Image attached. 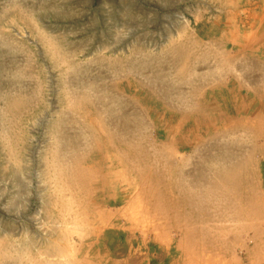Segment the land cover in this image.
Segmentation results:
<instances>
[{
  "label": "rangeland",
  "instance_id": "1",
  "mask_svg": "<svg viewBox=\"0 0 264 264\" xmlns=\"http://www.w3.org/2000/svg\"><path fill=\"white\" fill-rule=\"evenodd\" d=\"M178 44L186 59L177 68ZM90 84L114 109L112 129L127 118V140L141 141L160 173L156 201L174 202L192 182L205 186L226 156L250 155L219 148H264L231 123L264 108V0H0V264H264V218L162 215L148 184L98 152L94 120L79 107ZM75 158L93 172L79 185ZM246 162L264 191V160Z\"/></svg>",
  "mask_w": 264,
  "mask_h": 264
},
{
  "label": "bare ground",
  "instance_id": "2",
  "mask_svg": "<svg viewBox=\"0 0 264 264\" xmlns=\"http://www.w3.org/2000/svg\"><path fill=\"white\" fill-rule=\"evenodd\" d=\"M178 45H180V44H178ZM187 46V45H186ZM185 49V48H184ZM188 49V48H187ZM190 49V48H189ZM193 49V48H192ZM171 51H172V53L174 54V55H172L173 56V58H172V60H173V64L175 65V66H177V68H178V66H179V63L181 62V59H182V56H185V50H183V48L181 47V45L180 46H177V47H175V48H172L171 49ZM187 51V50H186ZM139 52V51H138ZM187 52H189V51H187ZM190 55V54H189ZM193 55V54H192ZM148 57H149V55H147ZM194 56V55H193ZM191 57V56H190ZM187 58H189V56L187 57ZM149 58H147V60H148ZM151 59V58H150ZM185 59H186V56H185ZM184 59V60H185ZM103 60V59H102ZM191 60V59H190ZM195 60V59H194ZM146 61V60H145ZM187 61H188V59H187ZM109 62V64L111 65V67H113L114 69H118V64H119V61L118 60H114V61H108ZM144 62V61H143ZM145 63V62H144ZM147 63V62H146ZM189 63V62H188ZM190 63H192V62H190ZM190 63H189V65H190ZM184 64V63H183ZM183 64H180V65H183ZM187 64V63H186ZM194 64V63H193ZM146 65H149V63L148 64H144V65H142L141 67H146ZM174 68H176V67H174ZM181 68V67H180ZM187 68H189V67H187ZM175 70H177V73L179 72V75H180V73L182 72L180 69H175ZM183 70H184V67H183ZM185 70H186V68H185ZM188 71V70H187ZM186 71V72H187ZM190 71V70H189ZM186 73H184L183 75H185ZM190 73H188V75H189ZM180 77H182L181 75H180ZM188 78V77H187ZM186 78V79H187ZM186 79H184V80H186ZM84 86H86V85H84ZM89 88L88 89V92H89V90H91V91H93L94 92V100L96 101V104H95V101L94 100H92L93 98H90V96H89V93L88 92H83V94L81 93V95H80V97H81V100H82V104H81V102H79V104H81L82 105V107H81V105L79 106L80 108H81V110L80 111H82V115H83V118L84 119H87L88 117L89 118H91L90 120H91V123L93 122V120H94V122L92 123L93 125V129H94V131L96 130L97 131V135L99 136V141H98V143L96 144V146H95V139L93 140V141H95L94 143L93 142H91V144L93 143L94 144V146L95 147H97V150H98V152H100L101 153V151L100 150H104L106 153V157H107V159H110V161L112 162V163H116L117 165H119V166H128L131 170V172H132V174L135 176L134 177V179H135V181H137L138 183H142V184H144V186L145 185H147L148 184V189L146 190L145 189V191L147 192V194L151 197V199H153V201L155 200H157L156 198H157V196H159L160 197V199H162V197H161V193L162 192H160V190H157L156 189V185L158 186V184H159V182L162 180V177H161V175H160V173L158 174L157 172H156V170L153 168V166L150 164V163H148L147 162V153H146V149H145V147H143L144 145H142L139 141L138 142H133V141H131V140H127L128 139V137H126V133H127V135L129 134L128 132H130V131H132V130H130L132 127V125L130 124V122L127 120V118H126V120L123 122V124H122V128H119L118 126H116L114 129H112V127H111V125H110V123H108L107 121H106V119H109V120H113L114 118H115V114H114V109H112L111 107H108L109 106V103L107 102H105L104 101V98L101 96V95H99V93H98V89H96V88H94V85H88V86H86L85 88ZM78 88V87H77ZM82 88H83V86H82ZM104 88H107V85L106 86H104ZM76 90V89H75ZM87 91V90H86ZM75 92V91H74ZM98 93V94H97ZM66 94V93H65ZM68 95V94H67ZM67 97H69V96H67ZM66 97V98H67ZM67 100V99H66ZM78 101H80V100H78L77 99V102ZM12 102V101H11ZM15 103H17L16 101H14ZM10 104V103H9ZM11 104H13V103H11ZM18 104V103H17ZM13 105H15V104H13ZM20 105V104H19ZM106 105V109H104L105 106ZM77 106V105H76ZM8 107H9V105H8ZM13 107V106H12ZM78 107V106H77ZM14 108V107H13ZM16 109V108H15ZM9 110H11V109H9ZM8 110V111H9ZM14 111V110H13ZM71 111H72V109H71ZM123 111V114L124 113H126V112H124V110H122ZM74 112H76V111H74ZM78 115H81V113L80 114H78ZM90 116H92V117H90ZM82 117V116H81ZM83 119V120H84ZM89 120V119H88ZM85 121V120H84ZM139 122H141L142 124H143V120H138ZM83 122V121H82ZM89 122V121H88ZM87 122V123H88ZM135 122H137V121H135ZM86 123V124H87ZM90 123V124H91ZM111 123H113V122H111ZM113 125H115L114 123H113ZM112 125V126H113ZM83 126V125H82ZM89 127V126H88ZM88 127H86V129L88 128ZM84 128V127H83ZM90 128H91V126H90ZM89 128V129H90ZM139 128V127H138ZM89 129H88V131H89ZM93 129H91V130H93ZM120 129H122V130H124V131H121V133H119V131H120ZM140 129V128H139ZM143 129V128H142ZM142 129L140 130V132L142 131ZM90 130V131H91ZM133 130H135V129H133ZM92 132V131H91ZM143 132H141V134H142ZM90 134H94V132L93 133H90ZM136 134H140V133H136ZM59 136V135H58ZM63 136V135H62ZM62 136H59V137H62ZM90 136V135H89ZM95 136V135H94ZM137 136V135H136ZM58 137V138H59ZM97 137V136H96ZM139 137H141V136H139ZM143 137V136H142ZM145 137V136H144ZM131 138V137H130ZM61 139H63V138H61ZM69 139V138H68ZM91 139V138H90ZM93 139V138H92ZM143 139V138H142ZM66 140V139H65ZM72 140V139H71ZM80 140V139H79ZM140 140V139H139ZM67 141V140H66ZM78 141V140H77ZM56 142V141H55ZM72 143V142H71ZM73 143H76V142H73ZM63 144V143H62ZM61 144V146H65V143H64V145H62ZM67 144V143H66ZM57 145H58V143H57ZM60 145V144H59ZM72 145V144H71ZM121 146L123 147V148H121ZM57 147V146H56ZM80 147V146H79ZM94 147V148H95ZM60 148V147H59ZM62 148V147H61ZM60 148V149H61ZM64 148H66V147H64ZM163 149V148H162ZM62 150H64V149H62ZM73 150V149H72ZM77 150V152H79L78 151V148L76 149ZM84 150V149H83ZM87 150V149H86ZM90 150V149H89ZM65 151V150H64ZM64 151H63V153H64ZM71 151V150H70ZM56 152V151H55ZM67 152V151H66ZM75 153H76V151H74ZM112 152H116L117 154L116 155H112ZM69 153V152H68ZM80 153H82L81 151H80ZM71 154V153H70ZM77 154V153H76ZM83 154H84V151H83ZM83 154H80L81 156L83 155ZM104 154V153H103ZM173 154V153H172ZM175 154V153H174ZM56 155V154H55ZM59 155V154H58ZM63 155H65V153L63 154ZM62 155V156H63ZM69 155V154H68ZM72 155H73V152H72ZM79 155V156H80ZM75 156V155H74ZM78 156V155H77ZM78 156V157H79ZM58 157V156H57ZM56 157V158H57ZM97 157V161H95V163H97L99 166H101V164L103 163V161L105 160V156L103 157L102 155H98V156H96ZM96 157H94V160H95V158ZM67 158H69V157H67ZM164 158V157H163ZM53 159V158H52ZM58 159V158H57ZM152 159V158H151ZM62 160V159H61ZM64 160V159H63ZM84 161H92V158H89V157H85L84 159H83ZM82 160V158H75L74 159V163L76 164V166H74L73 168V172H72V170H69V171H71L72 172V174H73V176L71 175H69L70 177H74V179H77V182H78V185L80 184V182L78 181V180H82V178L83 177H85V178H89L90 179V177H92V171H90V170H84V168L82 169L80 166H79V164H81L80 162L81 161H83ZM184 160V159H183ZM223 160H225L226 161V159L224 158ZM53 161V160H52ZM51 161V162H52ZM54 161H56V159H55V157H54ZM71 161V160H70ZM63 162V161H62ZM67 162V161H66ZM183 162V161H182ZM56 163V162H55ZM109 163V162H108ZM225 163V162H224ZM57 164V163H56ZM59 164V163H58ZM65 164H67V163H65ZM69 164V163H68ZM67 164V165H68ZM163 164V163H162ZM230 165H227L226 167L227 168H230V170H232V172H233V174H236L235 172H236V170H235V164H231V163H229ZM61 166H62V164H61ZM68 166H70V165H68ZM72 166H73V162H72ZM91 166H92V164H91ZM220 166V165H219ZM66 167V166H65ZM64 167V168H65ZM89 167V166H88ZM103 167H104V165H103ZM161 167V166H160ZM177 167H179L180 168V166H177ZM69 168H71V167H69ZM68 168V169H69ZM226 168V169H227ZM56 169V168H55ZM58 169V168H57ZM59 169H60V167H59ZM66 169H67V167H66ZM65 169V170H66ZM122 170L124 169V168H121ZM157 169V168H156ZM225 169V170H226ZM61 170V169H60ZM129 170V169H128ZM166 170V169H165ZM221 170V169H220ZM224 170V171H225ZM227 170H229V169H227ZM58 172H59V170H57ZM56 171V172H57ZM62 171H63V169H62ZM61 171V172H62ZM68 170H67V172H69ZM129 171V172H130ZM180 171H182V170H180ZM166 172H168V170L166 171ZM63 173H64V171H63ZM119 173V172H118ZM225 173H226V171H225ZM229 173V172H228ZM56 174V173H55ZM60 175L62 174V173H59ZM66 173H64V175H65ZM126 174V173H125ZM172 174H175L176 175V178L178 179V178H180V176H179V173H177V171H175V172H173ZM187 174V173H186ZM63 175V174H62ZM61 175V176H62ZM228 175V174H227ZM59 176V175H58ZM60 176V178H62ZM65 176H67V175H65ZM164 176H166V173H165V175L163 174V177ZM170 176V175H169ZM168 175H167V177L168 178H170ZM224 176V175H223ZM68 177V176H67ZM70 177H68L67 179H69ZM98 177V176H97ZM100 177V176H99ZM107 177V176H106ZM63 178H64V176H63ZM62 178V179H63ZM85 178H83L84 180H86ZM101 178V177H100ZM175 178V179H176ZM235 178H236V175L234 176H232L231 177V179L230 180H232V182H234L235 181ZM73 178L71 179V180H74ZM92 179V178H91ZM93 179H95V178H93ZM99 179V178H98ZM106 179H108V178H106ZM111 179V178H110ZM164 179V178H163ZM64 180V179H63ZM66 180V179H65ZM70 180V182H72ZM192 180V179H191ZM67 181H69V180H67ZM67 181H64V183L65 182H67ZM87 181V180H86ZM93 181V180H92ZM95 181V180H94ZM74 182V181H73ZM73 182H72V184H73ZM76 182V183H77ZM84 182V181H83ZM96 182H97V180H96ZM110 182V181H109ZM112 182V181H111ZM89 183H90V180H89ZM84 184V183H83ZM88 184V183H87ZM103 184V183H102ZM107 184V183H106ZM168 187H170L169 185V181H167V183H165ZM66 185H69V184H66ZM77 185V184H76ZM85 185V184H84ZM89 185V184H88ZM87 185V186H88ZM91 185V184H90ZM105 185V184H104ZM70 186H71V184H70ZM94 186V185H93ZM143 186V187H144ZM179 186H181V185H179ZM73 189H74V186H71ZM70 187V188H71ZM79 187V186H78ZM80 187H81V185H80ZM84 187H86V186H84ZM90 187V186H89ZM192 187V186H191ZM194 187V186H193ZM69 188V187H68ZM167 188V187H166ZM165 188V189H166ZM177 188H178V186H177ZM169 189V188H168ZM175 189V188H174ZM173 189V190H174ZM179 189V188H178ZM177 189V190H178ZM188 189V188H187ZM78 190H80V188H78ZM78 190H76V191H78ZM82 190H84L83 188H82ZM98 190V189H97ZM181 190H183L182 188H181ZM184 190H185V188H184ZM183 190V191H184ZM166 191H169V190H166ZM180 191V190H179ZM188 191V190H187ZM191 191H192V189H191ZM78 192H80V191H78ZM83 193H81V194H84V191H82ZM144 192V191H143ZM170 192H172V191H170ZM175 192V191H174ZM177 192V191H176ZM181 192V191H180ZM197 192H199L198 190H197ZM208 192V191H207ZM165 193V192H164ZM169 193V192H168ZM178 193V192H177ZM188 193V192H187ZM191 193V192H190ZM189 193V194H190ZM192 193H194V195H196L195 194V191L194 192H192ZM191 193V194H192ZM200 193V192H199ZM209 193V192H208ZM212 193V192H211ZM85 194H86V192H85ZM93 194V193H92ZM92 194H90V195H92ZM146 194V193H145ZM190 194V195H191ZM204 194V193H203ZM218 194V193H217ZM87 195V194H86ZM147 195V196H148ZM193 195V194H192ZM205 195V194H204ZM148 196V197H149ZM156 196V197H155ZM163 197L165 196V195H162ZM170 196V195H169ZM179 196V195H178ZM218 196V195H217ZM82 197V199H83V196H81ZM105 197H106V195H105ZM189 197V196H188ZM201 197H203V196H201ZM205 197V196H204ZM212 197H214V196H212ZM85 198H86V196H85ZM84 198V199H85ZM175 197H173V199H174ZM181 198H183L182 197V194H181V197H180V200H181ZM185 198H187V196L185 197ZM199 198V197H198ZM216 198V197H215ZM214 198V199H215ZM159 199V198H158ZM159 199V200H160ZM176 199V198H175ZM188 199V198H187ZM202 199V198H201ZM209 199V198H208ZM213 199V198H212ZM92 200V199H91ZM183 200H185L184 198H183ZM218 200H220V198H218ZM85 201V200H84ZM152 201V202H153ZM177 201H179V200H177ZM186 201V200H185ZM185 201H183L184 203H185ZM206 201H208L207 199H206ZM221 201V200H220ZM89 202V201H88ZM159 202V201H158ZM157 201L154 203L155 205H156V207H159L160 208V206H159V203H158ZM171 202V201H170ZM169 202V203H170ZM204 202V201H203ZM84 203H87V202H84ZM175 203H176V201H175ZM180 203H182L181 201H180ZM149 204H151L150 202H149ZM177 204V203H176ZM162 205H163V201H162ZM161 205V206H162ZM164 205H166V203L164 204ZM179 205V204H178ZM184 205H186V204H184ZM199 205H201V204H199ZM87 206V205H86ZM154 206V205H153ZM168 206V205H167ZM191 206V205H190ZM89 207H90V205H89ZM171 207H172V205H171ZM174 207V206H173ZM195 207V205H193L192 206V209ZM84 209H85V213L87 214V212H86V209L88 208H86V207H83ZM100 208V207H99ZM162 208H164V206L162 207ZM168 208V207H167ZM176 207H174V210H176L175 209ZM189 208V207H188ZM196 208V207H195ZM198 208H199V206H198ZM198 208H196L197 210H198ZM89 209V208H88ZM165 209V208H164ZM162 210L163 211V213H161L162 215L164 214V211H166V210H169V209H166V210ZM190 209H191V207H190ZM91 210V209H90ZM161 210V209H160ZM160 210H158V212H160ZM173 210V211H174ZM153 211H154V209H153ZM157 211V210H156ZM161 211V212H162ZM173 211H171V212H173ZM192 211V210H191ZM88 212H89V210H88ZM95 212V211H94ZM155 212V211H154ZM251 212V211H250ZM253 212V211H252ZM156 213V212H155ZM165 213H167V212H165ZM189 213V212H188ZM89 214V213H88ZM94 214V213H93ZM249 214H251V213H249ZM91 215V214H90ZM182 215V214H181ZM245 215H246V213H245ZM252 215H253V213H252ZM255 215V214H254ZM176 216V215H175ZM94 217H96V214L94 215ZM169 217H171V216H169ZM251 217V216H250ZM166 218H167V216H166ZM182 218V217H181ZM249 218V217H248ZM252 218V217H251ZM95 219V218H94ZM164 219H165V217H164ZM168 219V218H167ZM166 219V220H167ZM170 220V219H169ZM171 220L172 221H174L175 222V224H177V221H178V219L176 218V217H174L173 216V214H172V217H171ZM253 220V219H252ZM92 221V220H91ZM180 221V220H179ZM103 224V223H102ZM169 224V223H168ZM160 225V224H159ZM193 225V224H192ZM155 226V225H154ZM170 226V225H169ZM168 226V227H169ZM176 226V225H175ZM180 226V225H179ZM184 226V225H183ZM187 226V225H186ZM185 226V227H186ZM178 227V226H177ZM182 227V226H181ZM190 227H191V225H190ZM187 228H188V226H187ZM192 228H195L196 229V226L195 227H193L192 226ZM164 229V228H163ZM156 230V229H155ZM185 230H186V228H185ZM192 230V229H191ZM181 231V230H180ZM188 231H189V229H188ZM195 231V230H194ZM183 232H184V230H183ZM186 232H187V230H186ZM223 233V232H222ZM183 235V237H185V235L184 234H182ZM193 235V234H192ZM197 235H198V233H197ZM188 236V235H187ZM195 236H196V234H195ZM181 237V236H180ZM190 237H191V235H190ZM193 240V239H192ZM184 241V240H183ZM182 241V242H183ZM194 241V240H193ZM198 242V241H197ZM214 242V241H213ZM194 243V242H193ZM216 243V242H215ZM196 245V244H195ZM194 245V246H195ZM198 245V244H197ZM193 247V246H192ZM223 247V246H222ZM227 247V246H226ZM255 247H256V245H255ZM242 248V247H241ZM197 249V248H196ZM201 250H202V248H200ZM248 249V248H247ZM180 250V249H179ZM209 250V249H208ZM228 250V249H227ZM205 251H206V249H205ZM212 251V250H211ZM243 251H245V249H243ZM262 251H264V250H262ZM192 252H194V251H192ZM202 252H204V250H202ZM208 252H210V251H208ZM199 253H201V251H199ZM214 253V252H213ZM211 253H209V255H210ZM235 254V253H234ZM203 255V254H202ZM206 256H207V254H205ZM222 255V254H221ZM204 256V255H203ZM213 257V256H212ZM201 258V257H200ZM206 258V257H205ZM232 258V257H231ZM237 258V257H236ZM254 258V257H253ZM203 259H204V257H203ZM207 259V258H206ZM209 259H210V257H209ZM234 259V258H233ZM215 260V259H214ZM213 260V261H214ZM217 260H218V258H217ZM225 260V259H224ZM236 260V259H235ZM223 261V260H222ZM234 261V260H233ZM206 262H208V259L206 260ZM221 262V261H220ZM236 262V261H235ZM208 264V263H207Z\"/></svg>",
  "mask_w": 264,
  "mask_h": 264
},
{
  "label": "crops",
  "instance_id": "3",
  "mask_svg": "<svg viewBox=\"0 0 264 264\" xmlns=\"http://www.w3.org/2000/svg\"><path fill=\"white\" fill-rule=\"evenodd\" d=\"M262 104L263 101H260V106ZM231 123L234 124V127H239L240 131H244L246 135L260 138L261 140L264 141V108L263 107L257 108L255 113L250 117H239ZM219 149L223 150V152L227 151L228 154L231 153L232 151L233 152L237 151L243 153L248 152L250 155L245 156L244 158H240V160L233 162V164L235 165L239 164V169L236 168V172H235L236 174H233L232 170L226 167L227 165H230L229 163H231V155L226 156L227 161L225 160L222 161L223 166L218 167V171H215L213 173L214 176L212 177L209 176L207 178L200 180L201 181L199 182L201 183L200 185H205V186H199L198 184L197 188H195L196 185L194 182H192V187H191L192 191L190 189V192L192 193L195 191L196 195H194V193H192L193 194L192 195L190 192L188 193L182 192L180 194L178 193L176 194V199H175L177 204L175 203V201L169 203V201L165 200L166 205H163L165 210L166 209L173 210L174 207H176L175 208L176 210L177 208L189 209L191 213L190 214L191 217L196 218L197 221H201V223L204 222L205 218H207L208 220L209 218L218 215L222 216L223 219H226L228 221L236 220L235 218H239V220L242 221H246L247 219H253L254 222L257 221L261 222L262 218H264V191L262 190V181L258 179L259 175L255 168L248 171L245 170L246 169L245 167L247 164L246 161L250 163H256L255 160L257 159L264 160V156H263L264 148H259V146L256 145L254 148H219ZM219 157H217L216 159H219ZM217 164H221V163L218 162ZM226 168L229 170H227ZM224 170L226 171V173ZM233 175L237 176L239 180V183L237 182L238 185L234 184V182L230 180ZM197 190L200 193L197 192ZM181 194L186 201L183 200V198H181L180 200ZM186 196L188 199L185 198ZM218 198H220L221 201L218 200ZM206 199L208 201H206ZM180 201L182 203H180ZM183 201H185V203ZM193 205H195L196 208H198L199 206L198 210L195 207L192 209ZM159 206L161 209L162 207L161 203ZM260 228L261 225L259 226V224L256 223L254 229L259 230ZM194 230L195 229H192V232H195Z\"/></svg>",
  "mask_w": 264,
  "mask_h": 264
}]
</instances>
